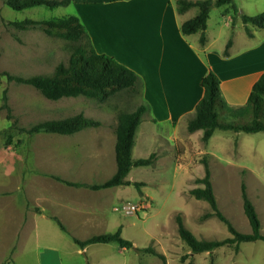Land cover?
Segmentation results:
<instances>
[{
	"label": "rangeland",
	"instance_id": "obj_1",
	"mask_svg": "<svg viewBox=\"0 0 264 264\" xmlns=\"http://www.w3.org/2000/svg\"><path fill=\"white\" fill-rule=\"evenodd\" d=\"M5 1L0 0V72L29 76L51 73L59 61H67L75 43L47 35L38 27L17 28L11 21L24 18L52 19L67 15L86 19L87 14H93L100 24L106 26L107 10L117 0H70L56 7L36 5L21 10L9 7ZM234 2L237 10L235 13L232 10L231 14L235 17L241 9L251 14L264 10V0ZM224 11L225 5L213 6L209 12L210 24H219L220 14ZM4 90L9 110L1 107ZM140 102V92L126 89L109 94L102 101L84 95L51 100L30 84L9 80L1 75L0 197L12 194L10 186L15 184L19 173L16 167L22 169L24 185L30 171L29 161H32L31 147L73 144L78 138L75 134L62 136L55 132L30 134L22 128H29L45 119L66 117L78 112L101 120L97 127L76 131L84 132L78 138L85 146L83 165L78 170L83 175L80 177L88 183H100L110 177L116 169L114 135L117 116L122 111L132 110ZM185 123H178L175 132L160 131L159 126L162 124L141 123L140 129L136 131L131 159L144 158L154 152L155 160L149 165H131L124 176L131 182H143L139 188L133 184L98 190L86 186L79 189L60 187V196L74 205L62 208L68 231L64 232L66 241L62 243L64 264H86L89 257L103 264H117L124 257L126 264H186L189 257L183 259L182 256L189 251V247L178 235L174 219L176 214L182 216L184 225L198 239L213 240L231 236L226 225L215 215L202 216L210 211L209 204L203 199L194 198L188 191L201 185L195 179L203 175V156L208 160L213 192L222 213L238 231H251L242 208L240 184L243 180L260 220V232L264 234V131L248 133L216 130L204 142L201 135L190 134ZM141 129L144 136L140 134ZM171 133H174L175 139L171 138ZM13 163L16 164V174ZM47 169L65 173V169L59 165L47 164ZM44 191L42 187L31 189L32 194L38 195ZM5 206L0 203V260L15 227V219L9 220V208ZM119 226L121 235L133 244L124 254L117 252L119 245L116 242L91 243L87 252H78L80 247L71 239V235L85 238L95 233L114 231ZM149 246L162 252L168 263L142 250ZM14 254L13 247L0 264H15ZM211 259L214 264H264V240L243 241L236 249L233 245L224 244L211 253L202 251L192 255L193 264H208Z\"/></svg>",
	"mask_w": 264,
	"mask_h": 264
},
{
	"label": "crops",
	"instance_id": "obj_2",
	"mask_svg": "<svg viewBox=\"0 0 264 264\" xmlns=\"http://www.w3.org/2000/svg\"><path fill=\"white\" fill-rule=\"evenodd\" d=\"M231 11L221 12L230 20L227 29L222 26V16L217 25L210 24L208 16L204 43L199 41V31L184 34L180 30L183 21L196 15L197 7L178 12L174 0H117L107 10L106 26L100 24L93 14H87L86 19L77 17L84 24L89 41L97 52L113 57L137 73L141 102L147 104V109L136 131L141 123L146 122L162 124L159 126L162 132H175L177 124L186 122L202 97L201 78L208 71H213L219 78L223 99L231 106L245 103L252 84L264 71V28L247 24L252 34H246L240 18L244 12L239 10L235 17ZM229 38L231 44L225 54L223 51ZM201 132L197 129L189 133L200 136ZM82 133L72 134L80 138ZM140 134L144 136L142 129ZM78 138L73 144L31 147L32 161H29L30 171L29 174L26 171L24 185L22 169L16 167L17 173L16 164H12L17 173L15 184L10 186L13 192L8 197H0V203L9 208V220L15 219V227L2 259L14 247L15 264H43V259L45 264H64L62 243L66 241L64 232L68 231L62 208L74 205L60 196V187L79 189L84 185L66 184L53 176L75 183H88L78 172L83 165L85 149ZM171 138H176L174 133H171ZM47 164L59 165L65 173L47 169ZM41 187L44 193H31V189ZM53 216L63 223L66 231L59 227ZM88 245L78 252H87ZM126 250V247L119 246L117 252L124 254ZM88 260L90 264H103L90 257ZM121 263L126 264L125 257L122 262L118 260L117 264Z\"/></svg>",
	"mask_w": 264,
	"mask_h": 264
},
{
	"label": "trees",
	"instance_id": "obj_3",
	"mask_svg": "<svg viewBox=\"0 0 264 264\" xmlns=\"http://www.w3.org/2000/svg\"><path fill=\"white\" fill-rule=\"evenodd\" d=\"M70 0H6V4L16 10L36 5L56 7L69 3ZM178 12L185 11L190 7H197L198 12L193 17L183 21L180 30L184 34L199 31V41L204 43L206 21L213 6L225 5L226 11L237 10L234 0H174ZM244 24L246 34L251 35L247 24L264 28V10L256 14H240ZM11 23L20 29L38 27L45 34L59 37L69 42H74L66 62L59 61L51 73L32 74L22 76L1 71L7 79L16 82L27 83L35 87L46 98L56 100L65 96L84 95L87 97L104 100L107 95L118 90L126 89L139 92V77L131 68L123 65L113 57L97 52L91 45L85 26L76 15H67L52 19H32L24 18L14 20ZM231 44L229 38L225 44L224 53ZM203 95L195 105L193 113L186 120V129L193 132L201 129V139L207 142L215 130L223 131H243L257 132L264 131V71L252 84L249 95L245 103L237 106L228 105L221 94L219 78L213 71H208L201 78ZM3 103L1 107H6V93L3 91ZM147 109L145 102H140L132 110L122 111L117 116L115 128L114 157L116 169L114 173L105 181L100 183H75L69 180L53 176L55 179L70 185H84L90 189H100L116 185L133 184L139 188L143 184L141 181H130L124 178L131 165H149L154 163L155 153L151 152L147 157L131 159V150L134 143V135L143 113ZM101 120L86 116L82 112L75 113L61 118L45 119L34 123L29 128H22L27 133L55 132L59 134H72L85 127H97ZM203 164V175L197 177L195 181L201 185L190 188L188 191L196 199L205 200L210 207V211L202 216L215 215L222 221L231 236L223 239H198L184 225L182 216L176 214L174 219L177 225V232L180 239L189 247V251L182 258L189 257L186 264H193L192 255L197 252L208 251L211 253L215 248L228 244L238 248L240 242L256 239L264 240V234L260 232V220L255 207L248 197L245 182L240 184V194L242 198L243 212L249 222L251 231L243 233L238 231L230 220L222 213L217 205V200L213 192L210 179L209 163L206 157L201 158ZM59 227L66 231L63 223L53 216ZM73 242L83 248L91 243L116 242L121 247L130 248L132 242L121 235V226L114 231H107L92 234L86 238L71 236ZM153 255L158 256L165 263V256L162 252L149 246L142 248ZM9 260V259H8ZM90 264V262H86ZM208 264H214L211 259Z\"/></svg>",
	"mask_w": 264,
	"mask_h": 264
},
{
	"label": "built area",
	"instance_id": "obj_4",
	"mask_svg": "<svg viewBox=\"0 0 264 264\" xmlns=\"http://www.w3.org/2000/svg\"><path fill=\"white\" fill-rule=\"evenodd\" d=\"M221 16H222V26L226 29L229 28L230 20L228 19L227 15L225 13H222Z\"/></svg>",
	"mask_w": 264,
	"mask_h": 264
}]
</instances>
